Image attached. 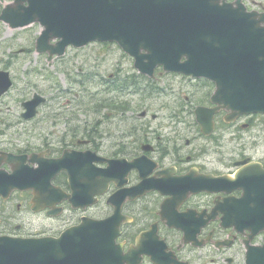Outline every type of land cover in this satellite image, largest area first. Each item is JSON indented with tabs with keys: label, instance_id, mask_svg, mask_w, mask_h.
I'll return each mask as SVG.
<instances>
[{
	"label": "water",
	"instance_id": "95a60500",
	"mask_svg": "<svg viewBox=\"0 0 264 264\" xmlns=\"http://www.w3.org/2000/svg\"><path fill=\"white\" fill-rule=\"evenodd\" d=\"M0 19L13 27L39 21L44 30L37 38V50H47L50 55L62 54L69 44L80 47L91 41H114L134 58V67L142 73L152 75L157 66H162L166 71L212 80L216 89L211 101L217 106H199L195 110L204 134L213 130V114L220 108L229 110L226 121H233L240 114L264 113V13L247 12L240 0L232 3L226 0H14L2 10ZM53 38H59L58 42L48 45ZM10 85L8 72L0 71V93ZM43 100L35 94L24 102L23 116L32 117ZM83 156L81 165L92 164L94 157L88 156L85 161ZM97 160L107 162L105 174L115 170L125 173L133 168L143 171L140 158ZM56 165L71 170L63 156L56 160ZM0 173L2 195L19 187L33 189L36 199L52 196L50 175L43 171ZM243 174L239 170L236 178L207 177L215 182V190H222L227 186L237 187ZM38 181H45L46 185L39 186ZM260 184L263 187L264 180ZM175 185L191 187L193 192L206 188L189 176L179 178ZM87 187L88 183L83 182L73 188L70 200H92L91 193L83 192ZM161 187L149 186L143 180L126 189L129 191L125 190L121 200L128 192L135 195ZM227 201L218 204L219 208L215 205L224 214V226L234 224L254 230L264 227V200H252L247 205L246 217L240 211L243 200L233 201L236 207L230 210ZM255 203L256 208L252 207ZM119 206L112 217L83 221L59 238H0V264H121L122 256L115 247L122 221ZM144 237L142 234L139 238L138 247L144 245ZM247 264H264V243L250 248Z\"/></svg>",
	"mask_w": 264,
	"mask_h": 264
},
{
	"label": "flooded vegetation",
	"instance_id": "af4514ba",
	"mask_svg": "<svg viewBox=\"0 0 264 264\" xmlns=\"http://www.w3.org/2000/svg\"><path fill=\"white\" fill-rule=\"evenodd\" d=\"M244 3L250 10L264 11L262 2L244 0ZM134 78L132 87L131 81L126 75H115L112 84L102 86L105 92L113 93L108 100H118L122 97L128 100L132 97H139L145 103H149L152 91H158L165 95L172 92L170 95L171 98H175L176 105L177 99L182 100L183 97L186 100L193 127L196 128L198 136L205 140L215 138L219 129L226 130L229 127H236L242 130L250 128L252 121L259 122L261 125L264 119V115L255 114L240 116L235 122L226 123L224 118L227 112L219 110L214 114V132L205 136L194 118V104L189 100L188 95L182 96L180 88L183 85L188 86V93L194 98L199 93L200 88L207 87L206 100L201 98L197 104L212 106L209 97L214 89V84L211 81L167 73L161 68L156 69L152 77L135 71ZM173 85L176 86L175 89ZM0 103L2 102L0 101ZM165 103L170 104V101L166 100ZM138 108L140 107L134 109L133 114L137 115L138 119H143L144 123H148L145 118L149 109L136 114ZM177 109L172 112L175 121L185 123L188 113L187 115L183 113L184 110H181L179 104ZM0 114L6 116L1 107ZM151 118L156 119L157 114H151ZM16 126L17 123L0 120V170L10 172L13 167L18 168L19 166L17 161H8L6 153L14 155L35 153L37 161L30 162L27 159L25 164L29 167L40 165L50 172V159H59L66 151L68 155L65 159L71 169L70 174L62 167L52 178V185L58 187L64 194H70L72 192L69 181L71 175L75 187L87 182L98 193L93 196L94 200H68L66 197L63 198L58 195L47 200H33L31 190H13L5 197L0 195V237L37 238L50 236L56 238L66 229L80 224L84 217L102 220L113 215L114 205H118L120 200L118 196H114L115 193L138 184L142 180V172L132 169L127 173H120L115 170L104 174L103 168L106 164L97 161V156L93 155L95 153L98 156L125 157L127 159L144 156L148 161L142 160L140 165L144 173L149 171L144 177L149 185L163 184V187L169 188V190H164L165 193L156 190L144 191L138 197L131 199L125 197L121 201L120 211L124 219L120 224V234L116 242L121 245L124 254L131 251L130 261L124 264H137L139 256L141 259L138 264H194L193 261L199 259V255L206 257L212 255L210 251L197 254L198 251H204L207 248L212 249V252L218 251V257L225 256L228 264H245L246 241L248 240L251 245H260L264 241V231H259L249 238L250 230L243 229L236 232L232 228H222L219 224L220 213L216 218L209 214L214 205V200H231L228 197H231L232 200H239L240 198L242 200H260V198L245 196L246 191L244 189H235L230 193L199 191L191 194L190 191H187L185 193H190L187 197H183L185 194L183 188L173 189L178 179L185 175L196 179L197 184L204 186L199 181V175L232 174L240 167L239 161L245 158L252 161L253 158L251 157L239 154L231 161L227 159L226 161L215 162L209 150L201 153L198 150V152L190 155L182 152V148L174 147L171 149L157 145L152 146L153 149L150 151H143L141 147L144 143L137 142L135 139L133 143L127 142V145L123 144L109 154L102 152V136L95 134L96 130L94 133H89L86 128L80 133L73 131L71 134L67 133L64 137H56L53 140H44L39 137L27 138L31 141H41L34 145L33 143H24L21 138H9L7 136L8 132L15 129ZM93 135L98 136V138L93 137ZM146 135L142 130L138 137L150 143V137ZM222 137L223 134L216 139L220 140ZM77 152L81 155L85 153L84 156L82 155L85 161L88 156H94L92 165L88 166L86 162L81 165ZM207 152H209L208 156H202ZM149 160L155 163L151 171L152 164ZM257 161L261 162L264 168V157H260ZM225 162L226 164L230 162L229 168L225 171H221L215 166V163L220 166ZM104 181L107 184L102 192ZM122 181L125 183L121 186L118 185V182ZM213 185L212 182L211 186ZM87 189L91 191L90 187ZM89 201L90 203H88ZM194 216L197 218L195 219ZM200 221H205L203 226L200 225ZM190 231L194 241H204L202 247H197L190 240L188 242L183 240L185 234ZM142 234H145L144 245L138 247L137 239ZM221 239L227 240L228 245L215 247L214 244Z\"/></svg>",
	"mask_w": 264,
	"mask_h": 264
},
{
	"label": "rangeland",
	"instance_id": "374dc122",
	"mask_svg": "<svg viewBox=\"0 0 264 264\" xmlns=\"http://www.w3.org/2000/svg\"><path fill=\"white\" fill-rule=\"evenodd\" d=\"M257 1L264 5V0ZM0 2L4 4L8 0ZM41 29V25L34 22L21 30H11L8 34L7 25L0 22V67L10 64L8 67L14 77L12 90L0 103L2 109L6 106L10 108H6L7 116L0 114V120L12 122L13 118L19 119L20 100L30 98L34 92L46 97V103L40 107L38 115L29 122L17 124L15 129L8 132L9 138H21L24 143L37 145L41 141L27 138L53 140L73 131L80 133L84 127H97L95 134L102 136V152L111 154L131 140L130 131L143 130L150 137L149 142L153 146L182 148V152L190 155L198 150L200 153L209 150L215 162L227 159L231 161L239 154L255 159L264 157V124L242 130L236 127L219 129L214 139L205 140L198 136L193 127L186 100L183 97L182 100L177 99L176 105L175 98L170 95L172 92L153 97L149 103L139 97L128 100L122 97L118 100L124 105L118 103L113 106L116 102L108 100L113 93L105 92L102 86L110 84L106 83L107 78L115 79L118 73H129L132 60L114 43H89L80 48L70 47L64 55L55 56L49 63L46 53L35 51V40ZM16 50L22 51L14 53ZM11 52L15 54L13 58L9 57ZM173 88L176 86L173 85ZM180 91L182 96L188 95L190 101L196 102L194 104L201 98L206 100L208 95V88L204 86L194 98L188 93V86H181ZM166 100L170 104L165 103ZM178 104L184 110L183 113H188L185 123L175 121L172 113L176 111ZM137 107L140 108L136 110V114L149 109L145 118L148 123L133 114ZM151 114H157V118H151ZM98 121H101V126ZM222 134L220 140L216 139ZM93 137L98 138L95 135ZM208 155L209 152L202 154ZM215 166L225 171L230 162L220 166L215 163ZM207 251H198L197 254ZM199 257L193 261L194 264H212L218 259L217 255ZM216 264L228 263L220 259Z\"/></svg>",
	"mask_w": 264,
	"mask_h": 264
},
{
	"label": "bare ground",
	"instance_id": "6f19581e",
	"mask_svg": "<svg viewBox=\"0 0 264 264\" xmlns=\"http://www.w3.org/2000/svg\"><path fill=\"white\" fill-rule=\"evenodd\" d=\"M15 30V29H14ZM11 31V30H10ZM10 31H8V34H10Z\"/></svg>",
	"mask_w": 264,
	"mask_h": 264
}]
</instances>
